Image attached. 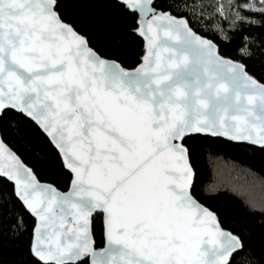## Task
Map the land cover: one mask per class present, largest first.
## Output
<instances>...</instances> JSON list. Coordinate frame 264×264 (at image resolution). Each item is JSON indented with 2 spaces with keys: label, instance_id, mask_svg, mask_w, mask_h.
Masks as SVG:
<instances>
[{
  "label": "snow or ice",
  "instance_id": "6c2138e0",
  "mask_svg": "<svg viewBox=\"0 0 264 264\" xmlns=\"http://www.w3.org/2000/svg\"><path fill=\"white\" fill-rule=\"evenodd\" d=\"M218 141L264 154V0H0V264H264Z\"/></svg>",
  "mask_w": 264,
  "mask_h": 264
},
{
  "label": "trees",
  "instance_id": "16d2710c",
  "mask_svg": "<svg viewBox=\"0 0 264 264\" xmlns=\"http://www.w3.org/2000/svg\"><path fill=\"white\" fill-rule=\"evenodd\" d=\"M206 2V0H204ZM218 151L214 153V157L220 159L210 158L208 154L202 153L199 161V167L201 170L202 178L205 182H211L214 175V168L211 165V160H219L225 163L227 166L237 164L243 166L245 164H254L257 170L264 169V159L257 147H253L246 144L224 143L223 141L217 142ZM216 163V162H214ZM264 176V171L261 172ZM225 189L221 196V202L227 200L230 204L237 205L240 201L246 200L245 196L240 192H237L228 184L221 185ZM237 197L239 199H237Z\"/></svg>",
  "mask_w": 264,
  "mask_h": 264
},
{
  "label": "rangeland",
  "instance_id": "374dc122",
  "mask_svg": "<svg viewBox=\"0 0 264 264\" xmlns=\"http://www.w3.org/2000/svg\"><path fill=\"white\" fill-rule=\"evenodd\" d=\"M221 2L227 5L228 0H206L205 3L207 4H217L219 5ZM212 9H208L204 14L208 15L209 12H211ZM211 165L214 168V175L213 179L217 181H223V184H228L230 187H233L234 190L237 192H240L245 196V198H256L259 199L260 196L264 193H262L261 188L259 186V182L257 181L256 187L250 188L247 185H245L244 180L242 179H237L236 177L238 176L237 172H232L231 174L228 172V168L230 166H227L225 163L220 162L219 160H211ZM216 162V163H214ZM211 180V181H212ZM235 185V187H234Z\"/></svg>",
  "mask_w": 264,
  "mask_h": 264
},
{
  "label": "water",
  "instance_id": "95a60500",
  "mask_svg": "<svg viewBox=\"0 0 264 264\" xmlns=\"http://www.w3.org/2000/svg\"><path fill=\"white\" fill-rule=\"evenodd\" d=\"M186 50L188 51L189 55H190L191 57H193V60L195 61V59H196V57H197V55H198L196 49H195L193 46H189V47H187ZM191 67H193V66H190V68H191ZM235 144H237V143H235ZM240 144L250 145V144H248L247 142L240 143ZM250 146H252V145H250ZM253 147H256V146H253ZM257 148H258V147H257Z\"/></svg>",
  "mask_w": 264,
  "mask_h": 264
}]
</instances>
